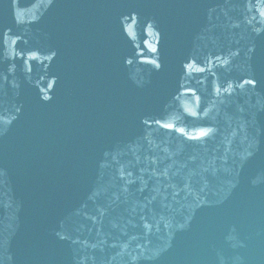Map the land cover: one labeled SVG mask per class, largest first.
<instances>
[{"label": "water", "instance_id": "95a60500", "mask_svg": "<svg viewBox=\"0 0 264 264\" xmlns=\"http://www.w3.org/2000/svg\"><path fill=\"white\" fill-rule=\"evenodd\" d=\"M0 264H264V0H0Z\"/></svg>", "mask_w": 264, "mask_h": 264}, {"label": "snow or ice", "instance_id": "6c2138e0", "mask_svg": "<svg viewBox=\"0 0 264 264\" xmlns=\"http://www.w3.org/2000/svg\"><path fill=\"white\" fill-rule=\"evenodd\" d=\"M166 127H171V126L168 125V126H166ZM206 135H208V133H206V132H202V133H201V136H206Z\"/></svg>", "mask_w": 264, "mask_h": 264}]
</instances>
